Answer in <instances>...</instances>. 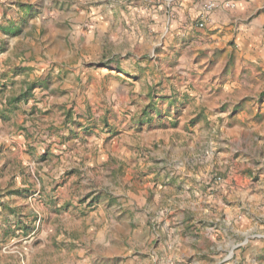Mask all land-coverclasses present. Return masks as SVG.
<instances>
[{
  "label": "rangeland",
  "instance_id": "374dc122",
  "mask_svg": "<svg viewBox=\"0 0 264 264\" xmlns=\"http://www.w3.org/2000/svg\"><path fill=\"white\" fill-rule=\"evenodd\" d=\"M249 1L0 0V264H264Z\"/></svg>",
  "mask_w": 264,
  "mask_h": 264
},
{
  "label": "crops",
  "instance_id": "0c3cea01",
  "mask_svg": "<svg viewBox=\"0 0 264 264\" xmlns=\"http://www.w3.org/2000/svg\"><path fill=\"white\" fill-rule=\"evenodd\" d=\"M251 2H252V0H250L248 3H246V5L249 6ZM111 6L113 7V5H111ZM221 12H223V11H221ZM223 14H224V13H223ZM225 15H226V14H225ZM230 16H232V14H230L229 17H230Z\"/></svg>",
  "mask_w": 264,
  "mask_h": 264
},
{
  "label": "built area",
  "instance_id": "2783aa9c",
  "mask_svg": "<svg viewBox=\"0 0 264 264\" xmlns=\"http://www.w3.org/2000/svg\"><path fill=\"white\" fill-rule=\"evenodd\" d=\"M200 26H202V24H200ZM217 180H219V178H217Z\"/></svg>",
  "mask_w": 264,
  "mask_h": 264
}]
</instances>
